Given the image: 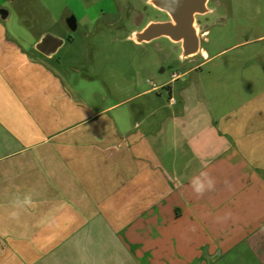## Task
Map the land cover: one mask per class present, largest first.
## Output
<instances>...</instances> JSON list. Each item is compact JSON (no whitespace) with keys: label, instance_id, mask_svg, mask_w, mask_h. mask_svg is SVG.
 <instances>
[{"label":"crops","instance_id":"1","mask_svg":"<svg viewBox=\"0 0 264 264\" xmlns=\"http://www.w3.org/2000/svg\"><path fill=\"white\" fill-rule=\"evenodd\" d=\"M6 21L0 16V264H153L155 246L169 243L182 250L177 262L234 254L264 264V60L249 49L222 63L210 92L173 85L250 42L213 56L201 46L190 59L202 62L163 85L171 109L153 111L154 126L130 125L116 121L115 104L88 103L81 84L50 63L61 46L44 55L40 36L32 48L41 59ZM229 77L233 87L222 85ZM201 172L215 187L197 196L191 184Z\"/></svg>","mask_w":264,"mask_h":264},{"label":"rangeland","instance_id":"2","mask_svg":"<svg viewBox=\"0 0 264 264\" xmlns=\"http://www.w3.org/2000/svg\"><path fill=\"white\" fill-rule=\"evenodd\" d=\"M146 1L0 0V10L9 13L5 24L10 33L41 59L45 60L44 56L32 48L40 36L52 34L66 40L50 63L64 77L81 84L80 93L88 103L99 110L115 104L111 114L116 121L122 118L135 125L144 120L142 123L154 126L156 121L150 114L160 107L171 109V93L163 85L171 83L173 74L188 72L202 59L183 60L181 50L175 49L166 39L159 40L158 45L133 42V33L148 21L145 12L154 11L151 6L147 11L144 9ZM219 10L221 16L207 28L208 34L202 37L201 46L213 56L243 42L250 44L232 48L223 56L216 57L212 64L175 82L173 85L176 88L199 82L210 92L216 83L213 77L220 75L221 64L233 63L240 53L249 49L259 53L264 60V38L257 40L264 37V0H220ZM71 15L77 19L76 31L69 30L66 23ZM222 82L225 87H233L230 77ZM178 93L176 90L173 94L176 99ZM128 97L132 99L124 102ZM156 230L148 228L146 234H154ZM164 246L162 250L160 244L155 246L158 254L151 263L242 264L241 261L246 260L234 259V254H229L215 259L213 256L198 260L193 257V262L178 256L177 262L174 256L182 254V250H178L175 243ZM193 246L195 252L203 247L199 242L193 243Z\"/></svg>","mask_w":264,"mask_h":264},{"label":"water","instance_id":"3","mask_svg":"<svg viewBox=\"0 0 264 264\" xmlns=\"http://www.w3.org/2000/svg\"><path fill=\"white\" fill-rule=\"evenodd\" d=\"M152 3L159 9L167 12L173 22L150 23L144 30L135 31L132 39L137 43L150 42L160 37H168L172 41L182 42L183 60L189 59L200 50L199 31L193 26L194 13H204L201 8L205 5V0H152ZM9 13L2 9L0 16L7 19ZM67 24L72 31L77 30V20L75 16H70ZM62 40L52 34H46L37 44L36 48L44 55H51L61 46Z\"/></svg>","mask_w":264,"mask_h":264},{"label":"flooded vegetation","instance_id":"4","mask_svg":"<svg viewBox=\"0 0 264 264\" xmlns=\"http://www.w3.org/2000/svg\"><path fill=\"white\" fill-rule=\"evenodd\" d=\"M149 6H151L154 11H153V13L145 12V15L148 16V21L138 31L144 30L150 23H155V22H173L172 17L167 12H165V11L159 9L158 7H156L152 3V0H147L146 1V4L144 5V9L147 11ZM219 6H220V0H205V5L201 7L205 12L204 13H199V12H195L194 13L193 26L199 31L200 47H201L202 33L205 30H207V28L211 24H213L215 22V20L218 19V17L221 16L220 10H219ZM150 15H151V17H150ZM71 16H74V15H71ZM66 23H67V21H66ZM67 26H68V24H67ZM77 27H78V23H77ZM68 28H69V26H68ZM69 30H71V29L69 28ZM161 39H166L173 47H175V49L176 48L180 49L181 50V54H182V52H183V50H182L183 43L182 42L172 41L168 37H160V38L154 39V40H152L150 42H143L141 44L137 43L133 39L132 40H133V42H135L138 45L151 44V43H155V45H158L156 43H158V41L161 40ZM61 40H62V42H61V47L60 48H62L65 45V43H66L65 39L61 38ZM186 60H191V59L189 58V59H186Z\"/></svg>","mask_w":264,"mask_h":264},{"label":"clouds","instance_id":"5","mask_svg":"<svg viewBox=\"0 0 264 264\" xmlns=\"http://www.w3.org/2000/svg\"><path fill=\"white\" fill-rule=\"evenodd\" d=\"M200 177H203L202 180ZM200 177H196L192 181V189L197 196H203L206 191L214 190L215 181L207 172H201ZM26 203H31L30 198L26 199Z\"/></svg>","mask_w":264,"mask_h":264}]
</instances>
